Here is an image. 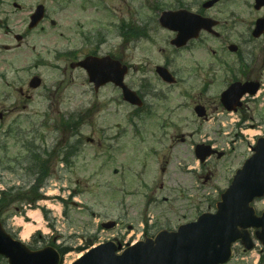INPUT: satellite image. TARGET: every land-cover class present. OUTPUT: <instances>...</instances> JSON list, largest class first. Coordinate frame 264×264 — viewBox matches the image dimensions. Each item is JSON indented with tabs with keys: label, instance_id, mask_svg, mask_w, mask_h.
<instances>
[{
	"label": "rangeland",
	"instance_id": "374dc122",
	"mask_svg": "<svg viewBox=\"0 0 264 264\" xmlns=\"http://www.w3.org/2000/svg\"><path fill=\"white\" fill-rule=\"evenodd\" d=\"M40 1L19 0L18 3L22 5L21 10L14 9L11 5L12 0H8L5 5L0 7V21L7 17L10 20L9 26L12 28L10 31L12 33H9L4 27L0 26V71L6 69L8 82H16L20 77L25 79L27 76L21 73L20 69L36 60V57L39 55H43L48 63V66L38 71L44 82L42 88L34 91V93L31 90L25 95V97H32V99L29 98L28 100L22 97L17 92L19 87L8 89L13 92L11 93L13 96L11 102H3L0 95V114H3L2 112L5 110L7 112L11 111L8 112L5 120L0 121V146L2 147L0 150V192L14 185H23L26 181L31 180L26 177L25 171H19V163L25 160V151L22 148L24 142H21L24 134L28 135V139L44 135L43 137H45L47 145L50 146L54 143L53 138L56 135L53 133V130L54 125H56L60 129L58 130L55 142L65 143V139L67 141L72 139L71 135L73 132L64 130L61 125L62 117L65 114L72 115V113L79 110L93 107L90 112L88 110L83 112L87 126L83 127L82 134L78 137L82 141V145L74 166L65 174L59 171L55 177H52L49 184L51 191L46 192V200L41 202V205L46 204L55 210L59 208L58 211L60 212L59 203H62L56 197L65 194L63 197L67 199L68 192L72 194L75 190L79 192L78 197L74 199L75 203L73 205L70 204L68 207L69 217L66 218L62 215V218L66 219V221H62L64 225L56 233L59 237L57 243H66L78 249L85 246L83 238L87 239V237H91L93 239L95 236L99 237L97 226L101 220L117 221L121 218L127 224H136L142 220L140 217V207L145 203L142 199V196L145 195V184L152 189L156 188L157 191L161 190V185L167 190H174L171 194L175 203H172L173 199H171L166 208L172 207V211H166L162 207L164 211H152L149 213V216L152 214L158 215L162 220L167 213L168 216H171L174 223L177 224L184 219L185 221L194 220L203 212L214 211L215 204L221 194L220 192L228 187V183L235 170L243 165L245 160L251 155L250 146L253 143V137L250 135L253 134V131L257 127H264V110L260 111L261 107H263L262 105L260 107L261 102L249 104V107H252V112L249 113V116L252 115L253 119L247 124L248 128L242 127L243 131H247L246 134L242 135L239 131L240 138L236 142L231 143L232 138L237 133L234 131L230 136L228 135L233 129L231 123H236L240 119V116L224 117L221 113L218 120L212 119L213 116L208 122H203V120L196 118L189 99L182 98L178 96L179 94H172L168 97L169 101H173L172 103L170 102L173 107L178 104L181 105V103L186 107L180 110L174 109L178 113L172 115L170 121L168 120V115L163 114L164 111L160 109L162 106L160 102L156 99H149V102L152 104L151 106L155 105L157 108V116H161L157 119H149L144 127L141 126V133L148 134L144 137L145 140L141 141L140 139L139 142H136L137 138L128 137L124 141L123 148L119 154L114 152L112 158L107 147L108 144L104 141V138H107L108 134H110L108 132L109 128L116 125L126 127L128 132H130L128 115L125 112L128 110L122 104V101L118 99L119 91L115 90L113 86L108 85L96 93L93 86L88 82L87 75L83 70L68 68L67 73H64L63 68L66 65L65 63L58 64L59 69H55L56 60L54 54L57 50L83 48V56H87L97 49V44H85L84 46L80 33H88L91 30L96 33L103 30V33H106L105 31L108 30L107 33H109L110 30V33L106 37L107 44L101 46L100 52L102 55L112 53L117 58H122L124 52L119 48L121 40L115 38V32L111 28V23H118L123 17L129 18L128 16L132 14V11L138 12L140 7L148 5L147 3L150 0H136L126 3L125 0H108L109 6L95 0H61L60 2L42 0L49 8V16L57 21V26L52 27L50 23H45L43 25L44 30L38 29L33 31L31 37L18 45L13 35H23L26 32L28 17L34 10V6L40 3ZM160 1L163 6L167 7L177 5L174 0ZM236 2L227 3L226 1V6H219V9L215 11H222L221 16H224V18L228 17V20L231 12H237L238 7L239 9L243 8L239 4L240 0H236ZM186 8L192 11L197 10V7L188 6ZM140 12L143 13V11ZM144 13L149 14L147 9H144ZM245 15L247 16V14ZM230 25L226 29L231 34V38L233 37V41H235L238 38L240 27L239 25L234 26L231 23ZM79 26L81 29H79ZM154 26L155 29L150 33L152 37L151 41L142 44L137 50L133 49L131 53L125 51L127 60L136 67L134 68L135 72L126 79L127 83L129 81V83L135 82L137 84L142 74L138 73L140 69L141 71L145 69L148 75L155 77L154 66L161 63L160 53L165 48L169 49L163 44L167 38V34L160 30L159 25ZM115 43H117L116 48L114 47ZM2 45L12 46L13 49L8 52L4 51L1 48ZM33 47H36V51H33ZM211 47L216 49L218 45L212 44ZM46 51H50L51 54ZM225 55L229 61L235 60L234 55L229 53ZM146 58H149L151 62L145 60ZM209 59L213 63L214 58L212 55ZM203 60L207 61L208 59ZM180 65L185 68V71L180 73L181 79H186L185 83H188V87L185 89L191 93H198L200 89V86H198L199 82L196 81L198 73L196 74V72L192 71V69L194 70L193 62L188 59L187 63L183 59ZM221 78L222 74H219V79ZM60 82H63L61 87L58 84ZM44 86L48 90L44 91ZM5 87L0 84V91L7 90ZM221 89H223L222 85L214 84L209 88L207 94L205 92L202 102L206 105L214 102ZM201 90L204 91V87L201 86ZM262 97H264V94ZM18 105H21L20 112L14 111L18 108ZM25 106H27V109H25ZM62 113L64 114L63 116H61ZM164 117L168 119L164 120ZM161 123H166V128L159 129ZM45 124L46 127H43ZM224 127H226L225 132L219 134L218 128H222L223 130ZM197 129L199 132L195 134ZM9 131H14V134L19 135V138L10 139L1 135ZM133 132L132 130V134ZM207 134H211L212 138L219 139V144L222 147L228 150L231 149V155L226 158H215L212 160L209 164L210 174L204 171L199 174L200 177H186L187 175L179 171L178 165L181 163L179 161L181 159H188L191 162L189 145L193 144L196 140L205 138ZM156 135L158 140L155 143L152 141V137ZM179 135L184 136L185 139H175ZM172 137L174 140H172ZM87 138L93 143L87 142ZM159 139H162L161 143ZM40 143L41 141L37 140V144L40 145ZM151 149H157L158 155H152ZM171 156L172 163L168 167L167 173L164 174L161 172V169L164 167L166 159ZM17 159L18 161L15 162ZM192 166L197 167L196 164ZM131 167H133V171L129 173L131 172ZM10 170H18V172L14 173ZM117 171L119 172L116 173ZM121 171H129L126 173V180ZM143 172H145V175L141 176ZM207 174L208 180L205 181ZM60 177H63L62 180ZM128 180L131 182L130 185L127 183L129 182ZM183 182L189 188L196 187L197 185L205 186L204 192H199V195L202 196L204 193L207 197L209 196L208 193H211L210 200L203 201L202 199L194 198L192 201L190 195L195 196L197 192L185 193L176 189V183L183 184ZM55 184L60 186L59 190L54 188L53 185ZM128 191L136 193V196L128 197ZM182 199L183 201H180ZM255 207L258 211H263L264 199L258 201ZM63 209H65L64 206ZM26 210L31 209L27 207ZM62 211L64 212V210ZM185 215L186 217L183 218ZM112 234L113 232L101 233L99 240H97L111 239ZM239 250L240 255L231 264H256L258 256L261 255L260 248L252 253H242L241 248ZM78 255L80 254L72 252L65 257L64 264H72L79 258ZM0 264H3V261L0 260Z\"/></svg>",
	"mask_w": 264,
	"mask_h": 264
},
{
	"label": "water",
	"instance_id": "95a60500",
	"mask_svg": "<svg viewBox=\"0 0 264 264\" xmlns=\"http://www.w3.org/2000/svg\"><path fill=\"white\" fill-rule=\"evenodd\" d=\"M177 24H179L177 22ZM196 24V23H192ZM255 86L249 90L254 95ZM247 92L233 86L224 98H238ZM237 101V99H236ZM228 109H230L228 107ZM254 156L239 170L230 188L222 196L216 215H203L199 222L182 227L177 234L159 236L156 241H148L116 255L117 248L107 244L93 250L77 264H217L225 263L231 254L234 242H245L246 230L261 229L257 236L264 244V213L256 217L251 203L264 197V138L254 148ZM0 254L5 255L10 264H60V256L47 248L30 252L15 243L0 224Z\"/></svg>",
	"mask_w": 264,
	"mask_h": 264
},
{
	"label": "flooded vegetation",
	"instance_id": "af4514ba",
	"mask_svg": "<svg viewBox=\"0 0 264 264\" xmlns=\"http://www.w3.org/2000/svg\"><path fill=\"white\" fill-rule=\"evenodd\" d=\"M177 5H179V8H183V7H188L193 5V1L192 0H175ZM209 1V0H208ZM217 3L214 6L215 8H211V9H204L201 10V14L203 16L206 17H214L216 18V16L220 15L222 12H215L216 16H212L214 15L212 13V11H214L217 7L221 6L222 4H224L226 2V0H216ZM264 0H244V4L249 7L251 6L252 9H254V12L256 14V18L253 21L252 25L254 24V27L257 23V21L259 19H263L264 18V7L261 9H258L257 6L261 5L262 2ZM258 9V10H256ZM218 14V15H217ZM220 22V21H219ZM146 32L153 30L154 29V25L151 24H147L145 27ZM140 34V33H139ZM172 37H175L176 34L173 32H170ZM205 35L208 37L209 35L207 33H204L202 39L199 41V43L205 44L206 39L203 41V39L205 38ZM211 37V36H209ZM246 43H250L253 49V53H252V60L251 63H245V65L243 66V68L240 69V80L242 82H257L260 83L263 81L264 78V36H262L261 38H254L253 36V29L251 31V38H249V40ZM194 43L190 44V47H193ZM178 52V50H176ZM215 54V52H214ZM164 66L166 67H170L171 62H169L168 59V54L165 52L164 53ZM234 79L239 80L237 77L230 79L231 81H233ZM147 88V87H145Z\"/></svg>",
	"mask_w": 264,
	"mask_h": 264
},
{
	"label": "trees",
	"instance_id": "16d2710c",
	"mask_svg": "<svg viewBox=\"0 0 264 264\" xmlns=\"http://www.w3.org/2000/svg\"><path fill=\"white\" fill-rule=\"evenodd\" d=\"M33 153V159L34 162L36 161L39 165H36L35 168H37L34 171L35 175H40V180H39V184L42 183L43 179L46 180L49 176H50V172H51V163H53V160L55 158V151L53 152H49L47 150H45L44 153L40 154L37 152H32ZM48 158L49 162H42L43 158ZM64 162H68V157H66L64 159ZM44 163V164H43ZM15 191V189H10L9 192H13ZM3 193L2 198L0 200V215L1 213H3L6 209L8 210L9 208H11L16 201L18 200H28V196L27 195H18L16 197H13L11 193ZM67 250V249H64Z\"/></svg>",
	"mask_w": 264,
	"mask_h": 264
},
{
	"label": "bare ground",
	"instance_id": "6f19581e",
	"mask_svg": "<svg viewBox=\"0 0 264 264\" xmlns=\"http://www.w3.org/2000/svg\"><path fill=\"white\" fill-rule=\"evenodd\" d=\"M32 216L35 217V214L32 213ZM33 219H35V218H33ZM33 230H34V228L32 226H27V232L25 233V237H28Z\"/></svg>",
	"mask_w": 264,
	"mask_h": 264
}]
</instances>
